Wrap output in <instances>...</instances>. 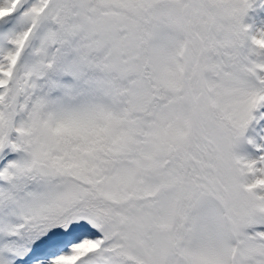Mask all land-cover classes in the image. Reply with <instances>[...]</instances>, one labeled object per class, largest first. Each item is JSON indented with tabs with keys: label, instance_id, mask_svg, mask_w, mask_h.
Masks as SVG:
<instances>
[{
	"label": "snow or ice",
	"instance_id": "obj_1",
	"mask_svg": "<svg viewBox=\"0 0 264 264\" xmlns=\"http://www.w3.org/2000/svg\"><path fill=\"white\" fill-rule=\"evenodd\" d=\"M0 264H264V0H0Z\"/></svg>",
	"mask_w": 264,
	"mask_h": 264
}]
</instances>
